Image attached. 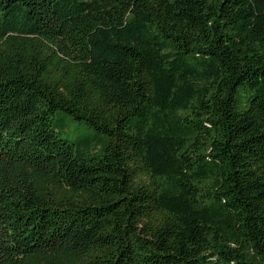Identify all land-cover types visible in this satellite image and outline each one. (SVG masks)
Masks as SVG:
<instances>
[{"label": "trees", "instance_id": "1", "mask_svg": "<svg viewBox=\"0 0 264 264\" xmlns=\"http://www.w3.org/2000/svg\"><path fill=\"white\" fill-rule=\"evenodd\" d=\"M0 264H264V0H0Z\"/></svg>", "mask_w": 264, "mask_h": 264}, {"label": "rangeland", "instance_id": "2", "mask_svg": "<svg viewBox=\"0 0 264 264\" xmlns=\"http://www.w3.org/2000/svg\"><path fill=\"white\" fill-rule=\"evenodd\" d=\"M94 131L76 121L67 119L64 127H60L59 135L70 142H78L82 139L92 137Z\"/></svg>", "mask_w": 264, "mask_h": 264}]
</instances>
